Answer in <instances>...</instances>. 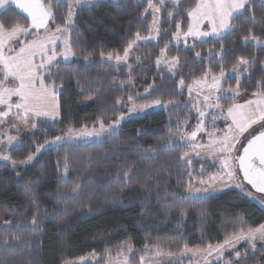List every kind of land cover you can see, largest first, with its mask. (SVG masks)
<instances>
[{
	"label": "trees",
	"instance_id": "16d2710c",
	"mask_svg": "<svg viewBox=\"0 0 264 264\" xmlns=\"http://www.w3.org/2000/svg\"><path fill=\"white\" fill-rule=\"evenodd\" d=\"M43 3L51 4L53 13L48 29L68 26L76 55L69 61L58 59L43 71L44 83L60 90V118H36L35 132L8 149L9 160H0V264H65L89 252L117 254L128 246L139 249L131 258L139 264L146 245L173 253L185 245L204 249L241 228L264 223V208L238 188L186 195L192 176L213 173L217 164L195 158L189 166L183 159L188 147L179 136L192 130L197 118L187 90L178 82L182 76L193 80L206 73L229 72L246 59L247 74L240 80L227 76L222 87L238 86L246 98L264 92V45L248 41L264 40L261 0H246L242 12L231 18V29L219 37L195 41L192 47L171 44L167 52L188 63L174 73L154 61L134 63L129 69L101 59V53L123 54L137 33L148 35L152 22L148 0L78 5L70 24L66 0ZM197 3L180 0L164 5L159 42L142 46L144 50L165 47L177 24L187 30L189 11ZM0 23L6 29L30 26L14 5L0 13ZM46 31L29 28L13 47ZM1 70L0 65L3 81ZM133 96L138 103L160 100L171 105L130 118L101 139L62 142L45 149L32 163H21L48 137L99 126L100 118L104 123L116 120L128 111L126 101ZM219 101L229 107L236 98L225 93ZM263 256L264 245L253 252L244 243L228 252L226 261L256 264Z\"/></svg>",
	"mask_w": 264,
	"mask_h": 264
},
{
	"label": "rangeland",
	"instance_id": "374dc122",
	"mask_svg": "<svg viewBox=\"0 0 264 264\" xmlns=\"http://www.w3.org/2000/svg\"><path fill=\"white\" fill-rule=\"evenodd\" d=\"M66 1L70 4L71 15H69L68 18V24H70L73 21L76 6L88 5L96 0ZM179 1L180 0H178V2ZM152 2L156 8H159V11H155L153 8H149V6L147 8V11L152 15V22L148 35H139V39H137L136 36V39L134 40L135 43H133L132 47L129 48L126 57L125 53H109L103 54V56H101L102 60L116 65L123 64L129 69L132 68L134 63L154 61L159 67H163L167 71L174 73L177 69L187 67L188 63H186V60L183 56L170 54L169 52H167V48L171 44L175 46L183 45L184 47H192L195 41L206 39L209 37H219L220 35L228 31L218 30V33H213V24L211 21L204 19L197 24L189 15V25L187 30L183 31L180 28L177 29V31L171 36V41L167 43V45L163 48L160 47L159 43L158 47L160 48L158 49L150 48L148 50H144V47L142 46L148 45L151 42H154L155 44L159 42L162 26V7L167 3H178H174V0H152ZM242 10H240V12H242ZM218 23L219 22L217 21V24ZM228 23L230 24L229 20ZM190 25L193 26L194 31L207 32L209 33V35L194 36L190 34ZM29 28L35 29L33 28V26H31V22ZM61 28H66L67 31L57 32V35H59L60 37V50L58 51V53L55 51V59L69 61L75 57L76 53L70 46L69 27L63 26ZM55 29H48L47 25V31L44 34H48V32L51 33V31H54ZM40 30L46 29L43 28ZM65 41L68 42L67 45L65 44ZM248 41L256 45H264V40H254L253 37H251ZM14 42L15 40L12 41L11 45L9 46V48H7L6 51L4 50V54H7V52L9 51H15L17 49L13 47ZM68 46H70L75 55H68L66 58L65 52L67 51ZM110 54L111 57L109 58ZM52 55L53 51L44 53L43 64H45L46 62L48 63L47 58ZM117 56L121 57V59L117 60ZM174 57L178 60V62L175 64L173 63ZM242 61L247 60L242 59L239 65L229 72H221L217 74L206 73L201 77L194 78L193 80H189L188 78L183 76L178 79L180 87L185 88L188 92L191 109L196 114L197 118L196 125L193 127V129L190 131L183 130L179 136V139L188 147L186 151L187 155L184 154L183 159L185 162H187V164H189V166L195 158L207 159L217 164V168L213 173H210L208 175H193L192 182L186 191V195L190 197L206 196L221 193L228 189L238 188L245 192L251 199H253L261 207L264 208V195L255 193L247 184L243 182L237 169L235 160V157L239 154L241 148L249 140L252 134H255L260 129L264 128V122L253 124L243 134H239L238 130H236L235 124L233 123L232 116L229 115L228 109L235 105H243L252 97L246 98L245 95L238 89V86H236L235 88L222 87V83L227 76H234L238 80H240L244 75L247 74L248 62L243 63ZM0 65L2 66V64ZM1 71L2 73L4 72L3 68ZM213 77H215L216 79L214 80ZM4 79L5 80H3V83L8 81L6 80V78ZM181 80H183V84L180 83ZM225 93L230 94L231 96L236 98V101L233 103L234 105L232 104L233 106L231 105L229 107H225L219 101V97ZM9 105L10 104L8 102L0 104V112L8 111V116H0V160H9L8 149L12 145L18 143L22 139V137L33 134L36 128V118L40 117H34L27 114L25 122V112L13 108V106H11V108L9 109ZM126 105L128 106L127 112L121 114L116 120H113L109 123H104L105 128L109 129L107 132H101L100 135L91 136L77 135V133L82 132L85 128L88 131H91L93 128L99 130V125L93 127L73 128V131L71 133L68 131L64 136H56L60 137L59 140H56V137H48L42 145L37 147V149L39 148L40 151H37L36 149V152L32 155L33 159L31 161H27L25 164L32 163L41 152H43L47 148L55 146L56 144H60L62 142H87L94 139H101L112 130L122 126L123 123L130 118L143 116L155 110L166 109L169 105H171V103L163 101H160L159 104H155L154 101L138 103L135 101V98L133 96L131 97V99H127ZM141 105L149 106L140 107ZM201 112L203 113V115H201ZM193 132L196 133L195 136L192 135ZM225 136L229 137V146L231 150L220 152L218 151V149L223 146V140ZM9 137H15V139L9 140ZM233 137H235V139H233ZM213 141H215V144H212ZM226 159L228 163L227 169L224 167ZM229 171L233 173L231 178L228 176ZM202 173L203 172H201V174ZM232 237L233 235L227 238V240H230V245L225 244L224 240L220 243L209 245L211 246V249L209 248V246L204 249L187 247L191 251H185L184 248L181 252L178 253H173L159 246L158 252L156 246L146 245L145 247H143V250L146 254L140 256L139 264H233L234 262H232L230 259L226 261L228 252L236 250L244 243H248L251 246L253 252L264 245V240H252L249 238L236 240L232 239ZM138 252L139 249L133 246H128L122 249L117 254L106 253L100 256L94 252H89L84 256L68 262L69 264H95L100 260H103L104 264H133L131 262V258ZM235 256L237 257L236 254ZM256 264H264V256L262 257L260 262H257Z\"/></svg>",
	"mask_w": 264,
	"mask_h": 264
},
{
	"label": "snow or ice",
	"instance_id": "6c2138e0",
	"mask_svg": "<svg viewBox=\"0 0 264 264\" xmlns=\"http://www.w3.org/2000/svg\"><path fill=\"white\" fill-rule=\"evenodd\" d=\"M176 2H178V0H174V3ZM261 2L264 3V0H261ZM6 3L14 4L24 13H27L28 17L31 19V26H34L35 28L47 29L49 19L53 18L51 4L46 5L43 3V0H0V8H3ZM245 4L246 0H198V3L189 11V15L197 24L204 19L211 21L213 24V33H218V30L231 29L232 26L228 23V19L233 16V13H237L244 9ZM148 6L149 8H153L155 11H159V8L155 7L152 0H148ZM69 15H71V13H69ZM168 15L172 16L173 13L170 12ZM217 21L219 22L218 24ZM179 27L180 25L177 24L178 29ZM28 31V27L18 24L14 25L11 29H5L3 25L0 24V64L4 65L8 75L19 79L18 87L14 88L3 87V81H0V104L7 102L5 97L10 98L13 95L19 96L22 103L17 104L16 107L24 109L25 122L29 112H33L37 116L44 115L52 118L58 114L55 107H52L49 111L41 112L36 107V103H34H45L50 96L53 99L55 98V91L44 87L43 78L37 73V67L42 69L45 65L40 64L38 66H34L32 62V57L36 55L37 51L44 54L48 43L55 44L56 37L54 34L53 36L45 37L43 40H33L29 42L26 46L21 47L15 55H4L5 42L12 40L18 34H26ZM61 31H67V29L57 26L55 32ZM189 33L194 36L209 35L207 32L194 31L193 26L191 25L189 26ZM139 38V33H137V39ZM253 39L255 40L257 38L253 37ZM133 43H135V41L129 42L128 47L124 49L125 57L127 56L128 50L132 47ZM65 44L67 45L68 42L65 41ZM68 55H75L70 46L67 47L65 57L67 58ZM101 55L103 56V53H101ZM197 55H199V53H197ZM55 57L56 53L53 51V55L49 56L47 59L50 62L53 61ZM110 57L111 54L109 55V58ZM116 59L119 60L121 57L117 56ZM177 62V58L174 57L173 63L175 64ZM242 62L247 63V61ZM213 79L215 80L216 78L213 77ZM37 80H39L40 83L39 89L36 88ZM180 83L183 84V80H181ZM253 95L259 97V99L256 101L249 100L244 105H235L228 109L229 115L232 116L233 123L235 124L236 130H238L239 134H243L253 124L264 122V92L253 93ZM129 99H131V97H129ZM154 103L159 104L160 101L156 100ZM148 106L149 105H141L140 107ZM10 108L11 105H9V109ZM201 115H203L202 112ZM0 116H8V111L0 112ZM98 122L100 125L99 130L93 128L91 131H88L85 128L82 132L77 133V135H100L101 132H107L109 130L108 128H105L103 118H100ZM72 131V129H69L70 133ZM192 135L195 136L196 133L193 132ZM14 139L15 137H9V140ZM59 139L60 137H56V140ZM233 139H235V137H233ZM212 144H215V141H213ZM230 150L229 137L225 136L223 146L220 147L218 151L225 152ZM37 151H40V149L38 148ZM185 155H187V153H185ZM32 159L33 156L29 155L26 160L21 161V163H26ZM238 159L239 166L244 172V178L247 179L249 183H251L252 186L259 192L264 193V131L260 132L259 135L254 136L248 141V146L244 148V155L240 156ZM13 163L15 164L16 162L13 161ZM224 167L226 169L228 168L227 159L225 160ZM125 175L127 176V173H125ZM232 175L233 173L229 171L228 176L231 178ZM35 222L34 218L33 223L35 224ZM244 238L264 240V223L255 228L248 227L246 231L241 228L240 231L232 237V239L236 240ZM225 244L230 245V240L226 239ZM209 248L211 249V246H209ZM157 251L159 252L158 247ZM185 251H191L187 248V245H185ZM236 255L239 257L240 253L237 252ZM65 264H69V262L65 261Z\"/></svg>",
	"mask_w": 264,
	"mask_h": 264
},
{
	"label": "crops",
	"instance_id": "0c3cea01",
	"mask_svg": "<svg viewBox=\"0 0 264 264\" xmlns=\"http://www.w3.org/2000/svg\"><path fill=\"white\" fill-rule=\"evenodd\" d=\"M8 5H14V4H8V3H6L5 4V6L3 7V8H0V13L8 6ZM15 7H17L16 5H14ZM18 8V7H17ZM18 10H20L24 15H26L27 17H28V14L27 13H24L21 9H19L18 8ZM240 12V11H239ZM239 12H237V13H239ZM237 13H233V16L234 15H236ZM232 16V17H233ZM232 17H230L228 20L230 21L231 20V18ZM28 19L30 20V22H31V19H30V17H28ZM33 28H35L34 26H33ZM40 29H43V28H35L34 30H40ZM25 33H21V34H18L15 38H13L12 40H8V41H6L5 42V44H4V50L6 51L7 50V48H9V46L11 45V43H12V41H14V40H17L18 38H20L21 36H23ZM53 34H54V36L56 37V40H55V44H51V43H48L47 45H46V52L45 53H48V52H51V51H56L57 53H58V51L60 50V37H59V35H57V32H55V30L54 31H51V33L50 32H48V34H44V35H42V36H39L38 38H36V39H34V40H43L45 37H49V36H53ZM31 41H33V40H30V41H28V42H25V43H23L19 48H17L15 51H9V52H7V54H4L5 56H12V55H15L16 54V52H18L19 51V49L21 48V47H23V46H26L29 42H31ZM43 60H44V58H43V54H41L39 51H37V53H36V55H34L33 57H32V62H33V64H34V66H38V65H40V64H43L44 62H43ZM56 60H58V59H54L53 61H48V63L46 62L44 65H45V67L44 68H39V67H37V73H38V75L40 76V77H42V75H43V71H44V69L46 68V67H48V65L49 64H51V63H53L54 61H56ZM2 68H3V73H4V76H5V78H6V80H9V81H11V83H3V87H7V88H14V87H18V85H19V79L17 78V77H13V76H11V75H8L7 74V70L5 69V67H4V65L2 64ZM44 87H46V88H48L49 90H54L55 91V98L53 99L51 96L48 98V100H47V102H45V103H38V102H34V103H36V107L41 111V112H43V111H49L52 107H55V110H56V112L58 113L54 118H52V117H49V116H44V115H40V117H45V118H48V119H54V120H56V119H59L60 118V102H59V92H60V90H59V88H57V87H55V86H53V85H47V84H45L44 83ZM36 88L37 89H39L40 88V83H39V80H37V82H36ZM5 99H6V101L11 105V106H13V108H15V109H18V110H20V111H23L24 112V109L23 108H17L16 107V105L17 104H19V103H22V101H21V98L19 97V96H15V95H13V96H11L10 98H7V97H5ZM259 99V97H257V96H253L250 100H252V101H256V100H258ZM249 101V100H248ZM234 105V104H233ZM232 105V106H233ZM244 105V104H243ZM253 106H255V105H253ZM29 115H32V116H34V117H37V115H35V113H33V112H29L28 113ZM264 128H262V129H260V130H263ZM259 130V131H260ZM253 135V134H252Z\"/></svg>",
	"mask_w": 264,
	"mask_h": 264
},
{
	"label": "water",
	"instance_id": "95a60500",
	"mask_svg": "<svg viewBox=\"0 0 264 264\" xmlns=\"http://www.w3.org/2000/svg\"><path fill=\"white\" fill-rule=\"evenodd\" d=\"M262 131H264V129L258 131V132L255 133L254 135H252V136L249 138V140L252 139L254 136L259 135V133L262 132ZM249 140H248V141H249ZM248 141L244 144V146L241 148L239 154L235 157L236 164H237V168H238V170H239V173H240V176H241L243 182H244L245 184L249 185V187H250L255 193H258V194H262V195H264V193L259 192L256 188H254V187L252 186L251 183H249V181H248L247 179L244 178V172H243V170H242V169L240 168V166H239V159H238V158H239L240 156L244 155V148L248 146ZM257 162H258V161H257Z\"/></svg>",
	"mask_w": 264,
	"mask_h": 264
}]
</instances>
